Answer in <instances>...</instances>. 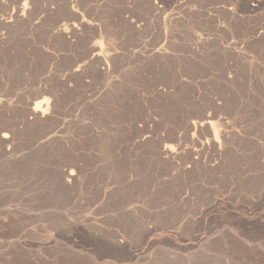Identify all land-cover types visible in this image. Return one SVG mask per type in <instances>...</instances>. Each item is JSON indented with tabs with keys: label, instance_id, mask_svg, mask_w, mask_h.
Here are the masks:
<instances>
[{
	"label": "rangeland",
	"instance_id": "rangeland-1",
	"mask_svg": "<svg viewBox=\"0 0 264 264\" xmlns=\"http://www.w3.org/2000/svg\"><path fill=\"white\" fill-rule=\"evenodd\" d=\"M0 264H264L262 0H0Z\"/></svg>",
	"mask_w": 264,
	"mask_h": 264
},
{
	"label": "bare ground",
	"instance_id": "bare-ground-1",
	"mask_svg": "<svg viewBox=\"0 0 264 264\" xmlns=\"http://www.w3.org/2000/svg\"><path fill=\"white\" fill-rule=\"evenodd\" d=\"M262 3L264 4V0H262ZM23 5H24V4H23ZM21 9H22V8H21ZM23 10H24V9H23ZM74 24H75V23H74ZM75 25H76V24H75ZM74 28H75V27H74ZM75 29H76V28H75ZM63 30H64V29H63ZM70 31H71V30H70ZM65 32H66V31H65ZM62 33H63V32H62ZM70 34H71V33H70ZM40 103H41V102H40ZM37 106H38V104H37ZM37 106H36V107H37ZM35 109H36V108H35ZM31 114H32V113H31ZM207 124H208V123H207ZM2 135H3L2 138H4V139L6 140V142L9 141V140H8V138H9V133H8V132H4ZM5 140H4V141H5ZM10 142H11V140H10ZM169 151H170V150H169ZM166 152H167V151H166ZM170 153H171V152H170ZM198 153H199V152H198ZM163 154H164V153H163ZM67 170H68V169H67ZM63 174H64V173H63ZM66 176H67V181H72V180L75 178V173H74V171L71 170V171H69V172L67 173ZM63 177H64V176H63ZM77 177H78V176H77ZM67 181H66V182H67ZM72 182H73V181H72ZM69 184H70V183H69Z\"/></svg>",
	"mask_w": 264,
	"mask_h": 264
}]
</instances>
